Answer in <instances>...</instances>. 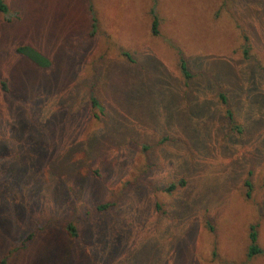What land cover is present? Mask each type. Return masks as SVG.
Here are the masks:
<instances>
[{
	"label": "rangeland",
	"instance_id": "rangeland-1",
	"mask_svg": "<svg viewBox=\"0 0 264 264\" xmlns=\"http://www.w3.org/2000/svg\"><path fill=\"white\" fill-rule=\"evenodd\" d=\"M4 2L0 261L264 264V0Z\"/></svg>",
	"mask_w": 264,
	"mask_h": 264
},
{
	"label": "trees",
	"instance_id": "trees-1",
	"mask_svg": "<svg viewBox=\"0 0 264 264\" xmlns=\"http://www.w3.org/2000/svg\"><path fill=\"white\" fill-rule=\"evenodd\" d=\"M8 11V7L6 5V3L4 2V0H0V13H6ZM156 21L154 20L153 21V28H152V33L155 35L157 33L156 31ZM26 48H21L19 49V51H25ZM127 56V55H126ZM34 61L40 65V66H45L47 65L46 63V60L38 57L36 54H34ZM181 68H184V64L181 65ZM3 88H5V86L3 85ZM220 98L221 100L223 101L224 100V96L223 95H220ZM227 114H228V117H227V120H229L231 118V114L229 111H227ZM241 128L239 127H234L232 128V130L236 131V130H240ZM248 181V180H247ZM181 183V182H180ZM246 183V182H245ZM248 184V182L246 183ZM250 186H247V188H249ZM175 188V184H170V186L167 188V192H170L171 190H173ZM103 208V207H102ZM64 230L68 233L69 237L72 238V239H75L77 237V232H76V229L73 225L71 224H67L65 227H63ZM256 231L253 230V228H251V231H250V235H249V239H250V247H249V251L247 253V256L249 257H252V256H255V255H261V254H264V251L262 249H260L257 244H256V239H257V236H256ZM5 261L4 260H1L0 261V264H5L4 263Z\"/></svg>",
	"mask_w": 264,
	"mask_h": 264
}]
</instances>
